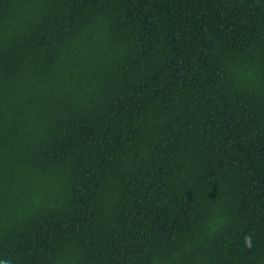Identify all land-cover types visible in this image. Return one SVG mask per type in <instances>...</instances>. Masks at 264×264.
I'll return each instance as SVG.
<instances>
[{"label": "trees", "instance_id": "obj_1", "mask_svg": "<svg viewBox=\"0 0 264 264\" xmlns=\"http://www.w3.org/2000/svg\"><path fill=\"white\" fill-rule=\"evenodd\" d=\"M0 264H264V0H0Z\"/></svg>", "mask_w": 264, "mask_h": 264}]
</instances>
